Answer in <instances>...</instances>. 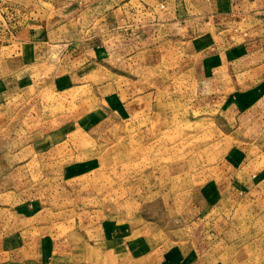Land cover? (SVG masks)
<instances>
[{
  "label": "rangeland",
  "instance_id": "374dc122",
  "mask_svg": "<svg viewBox=\"0 0 264 264\" xmlns=\"http://www.w3.org/2000/svg\"><path fill=\"white\" fill-rule=\"evenodd\" d=\"M215 4L160 0L188 13L186 31L181 20L167 38L138 14L121 27L126 49L111 28L43 31L35 60L4 65L0 234L18 238L5 262L42 239V264H98L95 236L107 234L135 241L138 255L116 264H264V56H243L264 24L241 11L192 24ZM37 6L0 0L9 58L33 42L23 34ZM166 40L177 54L152 61Z\"/></svg>",
  "mask_w": 264,
  "mask_h": 264
},
{
  "label": "crops",
  "instance_id": "0c3cea01",
  "mask_svg": "<svg viewBox=\"0 0 264 264\" xmlns=\"http://www.w3.org/2000/svg\"><path fill=\"white\" fill-rule=\"evenodd\" d=\"M159 1L160 0H35L36 4H38V10L36 11L37 14L35 15V18L29 23V25H27V28L24 29V31L28 33L23 34L27 38L32 39L33 42H27L20 45V47L22 46L23 49L22 58H9L10 48H0V73L2 74L1 77L8 74L4 70V65L10 67H18L22 63H25L26 59L31 62L37 58V40L40 38L38 36L43 31L46 39H48L49 41H55L62 37L79 38L81 35L78 26H81V29L83 30L95 26L96 30L99 31L111 28L110 31H113V33L119 31L117 35H113L115 40H119L118 42L120 43V45L118 47L126 49V44L121 43L122 40H125V38L123 39L121 36V27L125 28L126 22L129 23V26L133 25L132 23L137 20L139 14L144 15L147 20L142 24L144 27L160 28L165 32V36L167 38L169 37L168 34L170 33V31L172 29H175L172 28V26L174 24L181 25V20H183L184 25L180 26L181 28L177 29H180V32L184 33V31H186V27L189 24L187 22L189 16L186 17L188 13L182 11L176 14L175 10L172 7L161 9L158 7ZM161 1L166 2V0ZM229 2L232 3L230 4ZM137 3H139L140 5H137ZM41 7H43V10L41 9ZM207 9L208 10L205 9L204 13H202L200 16H196L192 24H194L195 26L202 24L204 20H202L201 18H203L206 20L205 23L207 25H210L211 20H213L215 23L216 21L220 20L221 17H225V19H228L229 17L237 16L236 13H238V11H241V14L246 16V19H256L257 23L262 22L264 24V0H216L214 9H211L210 7ZM23 28H25V26ZM197 28L196 30H193V33L190 36H193L198 31V35L196 37L198 38L200 36H203L207 31L204 30L205 32H200L201 29L198 30ZM143 37H146V39H141V41L147 44V42L150 41L148 38L150 37V35H143ZM135 42L139 44V46L142 44L141 42H138V39L135 40ZM260 42L261 44H259ZM133 43L134 42L132 41L128 42V45L131 46ZM168 44L169 43L166 40L165 44H163L159 49L155 48L156 46H153L151 50H148V54H151L152 61L156 60V57L158 55L162 56V59H164V56H167L170 53V55L175 56L176 52H172V50L169 49H163V47L168 46ZM256 45L258 46L257 49H252L251 52L246 49L245 53H243V56H245L246 54H251L252 57H255L256 59L251 58L248 59V61L252 60L255 64H263L258 59L259 57L264 56V37L261 41H257ZM29 46H32V49L27 52L26 47L30 48ZM0 86H2L1 82ZM2 95L4 96L5 92H1L0 98ZM1 178L4 179L3 176ZM27 232L29 231L24 232V234H26ZM106 236L107 234H97L95 236L97 243H101V239L103 240L101 243L103 244V246H98L97 248L98 264H116L119 259H127L129 257L138 255L136 254V250L133 247L135 241L131 238L129 240V238H122L121 236L118 237L117 235H115L107 236L106 239ZM0 237L2 239V241L0 242V259H2L0 264H15L16 262L14 261H5L10 258V254H13L12 250L15 249V243L11 240L16 239L17 237H15L14 234H12L11 236L9 234H0ZM31 243H33V245L28 243L29 246L26 249L30 253H26L25 246L27 244H23L21 247H17L19 243L16 244V250L18 253L17 255L21 258L19 261H22L18 264L45 263V260L43 258H46L48 253L43 248L42 239L36 241L33 240V242ZM143 243H145L144 240ZM145 248L146 244H144V249ZM73 249V246L70 247L72 254ZM146 249L149 253L152 251L149 248ZM53 250L54 248H51L50 251V255L52 256V258H54ZM66 254L68 255L67 252Z\"/></svg>",
  "mask_w": 264,
  "mask_h": 264
}]
</instances>
